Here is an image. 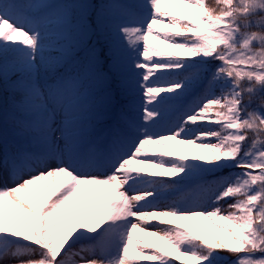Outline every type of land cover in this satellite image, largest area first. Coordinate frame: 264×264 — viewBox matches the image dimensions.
Instances as JSON below:
<instances>
[{
  "label": "snow or ice",
  "instance_id": "obj_1",
  "mask_svg": "<svg viewBox=\"0 0 264 264\" xmlns=\"http://www.w3.org/2000/svg\"><path fill=\"white\" fill-rule=\"evenodd\" d=\"M176 257L264 264V0H0V264Z\"/></svg>",
  "mask_w": 264,
  "mask_h": 264
},
{
  "label": "rangeland",
  "instance_id": "obj_2",
  "mask_svg": "<svg viewBox=\"0 0 264 264\" xmlns=\"http://www.w3.org/2000/svg\"><path fill=\"white\" fill-rule=\"evenodd\" d=\"M122 45L125 47V49H127V43L126 41H121ZM193 99L194 97L192 95H189L185 98L184 100V104L188 107H194L195 105L193 104ZM183 114L182 111L180 112H173V113H170L169 115V120L172 122V124L174 125L175 121L179 119V117ZM159 130V129H157ZM178 147H182V150L186 153V151H188L189 149H191L192 147L190 146H178ZM157 150L158 151H164V149H161L157 146ZM191 162V161H190ZM137 167H142L141 165H136ZM158 170V169H156ZM184 185H179L178 187H181ZM181 195V193L177 192V193H172V194H169V195H166V197H162L160 199H158L156 201L157 205L159 206H164L165 204H170V202L174 199H177L179 196ZM141 236H143V238L145 240H147L148 237L150 236H144L143 233H141Z\"/></svg>",
  "mask_w": 264,
  "mask_h": 264
},
{
  "label": "trees",
  "instance_id": "obj_3",
  "mask_svg": "<svg viewBox=\"0 0 264 264\" xmlns=\"http://www.w3.org/2000/svg\"><path fill=\"white\" fill-rule=\"evenodd\" d=\"M94 2H99V0H94ZM252 30H256V29L254 28V29H252ZM173 78H179V77L177 76V77H173ZM198 151H199L198 149L191 148V149H189L188 151H186V154L189 155V156H191V155L197 153ZM227 171H228V170H224V173H222V174H227ZM172 202H173V200H172ZM228 202L230 203L231 201L229 200ZM225 208H226V205H225ZM189 222H190L189 225H186L185 223H183V222H181V221H178L177 223L181 224V225L184 226V227H191V226H192V222H191V221H189ZM200 223H206V222H204V221H200ZM212 231H213V230H212L211 227L209 226V233H211ZM148 241H149V242H155V239L152 240V239L150 238ZM160 243H161V244H164L163 241H161ZM165 247H168V246L165 245ZM169 250H171V249L169 248ZM225 255H226V254H225ZM182 259H184V258H183V257H176V258L173 259L172 264H180V261H181ZM229 259H231V257H229Z\"/></svg>",
  "mask_w": 264,
  "mask_h": 264
}]
</instances>
